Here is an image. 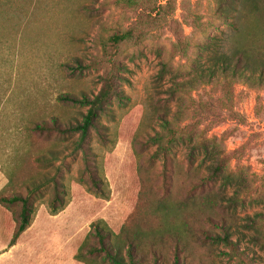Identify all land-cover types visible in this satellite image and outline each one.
Wrapping results in <instances>:
<instances>
[{
	"label": "rangeland",
	"instance_id": "374dc122",
	"mask_svg": "<svg viewBox=\"0 0 264 264\" xmlns=\"http://www.w3.org/2000/svg\"><path fill=\"white\" fill-rule=\"evenodd\" d=\"M218 4L219 0H0V192L25 194L26 184L50 179L59 170L68 190L66 208L52 215L53 188H43L31 227L13 247L8 245L15 220L0 205V264H83L75 255L93 225L118 234L139 205L147 218L165 198L163 161L153 155L159 145L146 143L162 132L160 112L171 119L179 114L181 126L192 127L196 139L223 150L231 172L245 170L251 180V189L243 195L246 206L232 211L221 202L215 217L233 214L241 224L247 215L264 216V203H255L264 196V86L235 83L227 95L222 85L199 84L173 100L167 94L175 82H198L213 53H229L236 41L244 43L233 33V19L227 22ZM247 25L260 33L254 23ZM127 32L130 39L113 42V37ZM111 71L118 73L122 99L113 98L110 115L101 117L107 140L94 132L90 138L96 168L105 181V193L99 196L83 173L82 154L75 149L78 135L39 136L32 127L52 117L65 124L81 121L88 107L58 97H92ZM193 143L186 139L171 152L173 189L166 199L174 204L208 173L203 154L195 170L189 166ZM49 150L56 151L59 160L49 166L34 161ZM224 191L233 196V188ZM168 213L148 217L159 226H177L191 242L181 211L175 206ZM192 245L197 263L242 264L223 243ZM245 246L257 264H264V250L247 242Z\"/></svg>",
	"mask_w": 264,
	"mask_h": 264
},
{
	"label": "trees",
	"instance_id": "16d2710c",
	"mask_svg": "<svg viewBox=\"0 0 264 264\" xmlns=\"http://www.w3.org/2000/svg\"><path fill=\"white\" fill-rule=\"evenodd\" d=\"M218 10L222 17H228L227 22L233 19L230 23L234 29L233 33L235 32V36H242L244 43L240 44L236 41L229 53H213L206 69L200 71L198 82L197 80L175 82L167 91L170 100L195 90L199 84L222 85L227 95L232 94L235 83L254 87L264 86V0H219ZM248 22L259 27L260 33L252 31L247 25ZM131 37V32H127L113 37V42L119 45ZM166 67L167 65H164L163 71ZM121 68L118 66V69ZM117 78L118 73L115 71L107 73L103 78L101 90L92 97L86 94L81 97L63 94L58 97L62 102L88 107L81 121L65 124L61 118L52 117L50 120L38 121L32 127L33 132L39 136L56 135L69 138L78 135L75 149L82 154L83 173L90 183L91 190L99 196L105 193V181L96 168L90 138L94 132L101 141L107 140V128L100 120L102 116L110 115L108 106L113 98L122 99ZM181 118L176 114L171 119L165 112H160L158 119L162 132H157L146 141L149 144L159 145L153 155L163 161L165 194V198L158 200L148 216L155 217L159 213L160 215L167 213L166 217L176 206L183 215V225L191 242L183 237L177 226H159L155 224V219L151 220L148 216L144 218L142 205H139L118 234L99 223L93 225L75 255L77 261L83 264H96L97 261L103 264H200L193 256L192 241H209L214 244L223 243L229 248L230 256L242 264L258 263L255 255L247 251L249 247H242V243L247 242L264 250L262 231L264 216L256 212L253 216L244 217V222L240 224L233 214L222 219L215 217L214 214L217 208L221 209V202L226 203L232 211H236L239 205L246 206L243 195L251 189V180H248L245 170L236 174L231 172L223 150L204 140L196 139L192 127L181 126ZM186 139L193 143L188 154L189 166L195 170L196 161L203 154L204 159L208 161L206 167L208 173L201 176L197 183L193 182L188 195L174 204L166 199L170 198L173 189L174 171L169 162L172 150ZM48 153L39 154L34 157V161L39 165L49 166L59 160L56 151L49 150ZM63 179V172L59 170L50 179L44 178L26 184L25 194L20 191L12 195L5 194V191L0 192V205L12 212L15 220L9 247L15 246L20 237L31 227L36 213V199L42 194L43 188L52 185L54 195L49 204L52 215H57L66 208L68 190ZM219 182L220 190H216L215 186ZM230 187L234 190L233 196H228L224 191ZM255 203H264V196L256 199ZM15 206L19 207V211L13 210ZM205 225L217 229L218 232L213 234L205 228ZM241 229L250 231L251 235L245 236ZM240 233L244 235L243 238Z\"/></svg>",
	"mask_w": 264,
	"mask_h": 264
}]
</instances>
